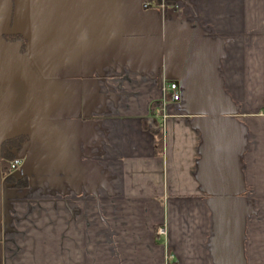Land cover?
<instances>
[{"label":"crops","instance_id":"obj_1","mask_svg":"<svg viewBox=\"0 0 264 264\" xmlns=\"http://www.w3.org/2000/svg\"><path fill=\"white\" fill-rule=\"evenodd\" d=\"M0 101V264H264V0H0Z\"/></svg>","mask_w":264,"mask_h":264},{"label":"trees","instance_id":"obj_2","mask_svg":"<svg viewBox=\"0 0 264 264\" xmlns=\"http://www.w3.org/2000/svg\"><path fill=\"white\" fill-rule=\"evenodd\" d=\"M18 38V37H17ZM16 37L12 39L17 40ZM22 48V45L20 46ZM24 125L20 124V130L17 134L11 135L1 141V157H0V169L2 174L6 177L5 183L7 186L12 184L20 186L23 183L24 178L16 179L15 176H9V166L11 161L21 156L28 141V132L23 128ZM160 130L154 132L157 142H160L161 134L158 133Z\"/></svg>","mask_w":264,"mask_h":264},{"label":"built area","instance_id":"obj_3","mask_svg":"<svg viewBox=\"0 0 264 264\" xmlns=\"http://www.w3.org/2000/svg\"><path fill=\"white\" fill-rule=\"evenodd\" d=\"M145 8H148V4L144 5ZM161 9H164V6H161ZM162 84V91H163V99L159 104V107L157 106L156 109L153 110V116L155 118H160V120L164 121L166 119V108H167V102L173 101L177 102L180 99L178 88L175 83H168L166 80H163ZM9 176H23L24 175V166H23V157H18L11 161L9 166ZM5 176H3V180L5 181ZM158 233L162 235L164 233L163 230H159Z\"/></svg>","mask_w":264,"mask_h":264},{"label":"flooded vegetation","instance_id":"obj_4","mask_svg":"<svg viewBox=\"0 0 264 264\" xmlns=\"http://www.w3.org/2000/svg\"><path fill=\"white\" fill-rule=\"evenodd\" d=\"M5 37H6V39H8V40H10V41H11V40L13 41L12 38H13V37H16V38H17L18 36L11 35V36H5ZM17 40H18V38H17ZM17 40L14 39V41H17ZM21 156H22V155H21Z\"/></svg>","mask_w":264,"mask_h":264},{"label":"rangeland","instance_id":"obj_5","mask_svg":"<svg viewBox=\"0 0 264 264\" xmlns=\"http://www.w3.org/2000/svg\"><path fill=\"white\" fill-rule=\"evenodd\" d=\"M1 104H2V102L0 101V107H1Z\"/></svg>","mask_w":264,"mask_h":264},{"label":"water","instance_id":"obj_6","mask_svg":"<svg viewBox=\"0 0 264 264\" xmlns=\"http://www.w3.org/2000/svg\"><path fill=\"white\" fill-rule=\"evenodd\" d=\"M1 143V142H0Z\"/></svg>","mask_w":264,"mask_h":264}]
</instances>
